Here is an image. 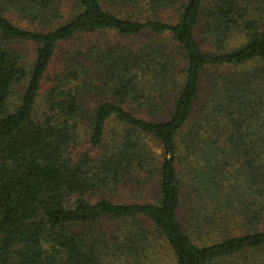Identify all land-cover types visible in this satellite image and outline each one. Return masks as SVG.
<instances>
[{
    "label": "trees",
    "instance_id": "trees-1",
    "mask_svg": "<svg viewBox=\"0 0 264 264\" xmlns=\"http://www.w3.org/2000/svg\"><path fill=\"white\" fill-rule=\"evenodd\" d=\"M0 264H264V0H0Z\"/></svg>",
    "mask_w": 264,
    "mask_h": 264
},
{
    "label": "rangeland",
    "instance_id": "rangeland-1",
    "mask_svg": "<svg viewBox=\"0 0 264 264\" xmlns=\"http://www.w3.org/2000/svg\"><path fill=\"white\" fill-rule=\"evenodd\" d=\"M171 16V15H170ZM99 41H105V40H112V37H109V35H103L101 37H97L96 38ZM201 41V42H200ZM199 42L202 43L203 48H207V42L203 40V37L201 38V40L199 39ZM46 89V87H45ZM45 91V90H44ZM136 113V115L144 117L143 115H145L146 113L142 112V111H134ZM121 129V125L118 121L116 120H112L108 126H107V132H106V136H107V141H109L114 134H116L117 131H120ZM122 130V129H121ZM83 134L85 135V133L83 132ZM84 140H87V136H84ZM149 145L150 147L153 149V151L159 156L161 155V148L159 146V144L154 143L152 141H149ZM81 150H86L87 149V145L84 142V144L82 146H80ZM130 188L132 187L131 185H129ZM157 187L154 183V181H148L146 183L145 186L143 187H139L137 186L136 189L133 190V192H130L129 194H127L125 197H123V201H127V202H152L154 200H156V192H157Z\"/></svg>",
    "mask_w": 264,
    "mask_h": 264
}]
</instances>
